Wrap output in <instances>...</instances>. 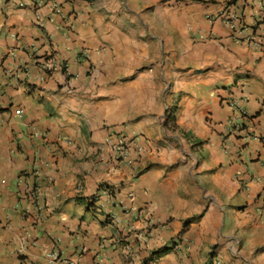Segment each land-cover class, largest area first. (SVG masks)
Returning <instances> with one entry per match:
<instances>
[{"label": "crops", "instance_id": "crops-1", "mask_svg": "<svg viewBox=\"0 0 264 264\" xmlns=\"http://www.w3.org/2000/svg\"><path fill=\"white\" fill-rule=\"evenodd\" d=\"M24 1L0 0V264H53L55 249L81 264H264V46L222 15L264 40V0H180L190 41L169 93L139 66L153 27H135L160 0ZM114 134L143 155L116 160Z\"/></svg>", "mask_w": 264, "mask_h": 264}, {"label": "rangeland", "instance_id": "rangeland-1", "mask_svg": "<svg viewBox=\"0 0 264 264\" xmlns=\"http://www.w3.org/2000/svg\"><path fill=\"white\" fill-rule=\"evenodd\" d=\"M179 1L180 0H175L169 3L168 0L158 1L157 3H155L156 6L152 11L147 12L146 16H141V22L139 21V18L137 19L138 24H136L135 26L137 31L139 32V39L142 40H145L148 37L147 32H149V26L153 27V50L148 58L139 60V66L142 65L141 69L146 68L144 66L147 65L149 61H153V65L155 66L153 67L158 70L159 74L157 78V84L159 85V87H165L168 93L172 91L175 81L178 77L177 72H179L181 69L179 66V62L182 49L187 47L190 41L188 38L179 35L178 30L175 31V28L181 23V18L178 13V8H180L178 4L180 3ZM139 5L140 7H143V5H145V2L140 0ZM166 9H169L167 13L165 11ZM159 39H163V46H160ZM162 61L169 62L170 74L167 81H162L160 77ZM178 103L179 102L174 99L171 104L165 106L163 110V119L165 118L164 120L166 122L174 121L173 118L175 112L178 110Z\"/></svg>", "mask_w": 264, "mask_h": 264}, {"label": "built area", "instance_id": "built-area-1", "mask_svg": "<svg viewBox=\"0 0 264 264\" xmlns=\"http://www.w3.org/2000/svg\"><path fill=\"white\" fill-rule=\"evenodd\" d=\"M33 5L35 8H40L43 5L50 4L53 8L54 12L61 13V9L57 4L53 2V0H25L23 4ZM223 19L228 24L231 29V35L234 39L240 40L242 37L244 41L249 44H253L256 47L264 46V40H257L254 35H243L245 31V24L243 22L242 14L236 12L235 10H228L224 12ZM219 17L221 16L218 15ZM209 21L213 22L215 20V16L208 17ZM33 50L35 48L32 46ZM33 58L36 62H38L39 67L43 72L52 73L58 70L64 71L66 67L54 60L53 58H47L45 56H38L33 53ZM228 105L238 113L242 118L247 117V112L244 107L243 98L236 96H229L226 98ZM233 123V122H232ZM231 123V127H232ZM236 129V128H235ZM107 144L111 147L114 152L115 159L118 161H128L130 160L134 154L138 157L142 156L144 153V147L139 142L136 137H129L125 134H114L108 137ZM31 197L36 199L38 197V191L32 190L30 192ZM104 194L106 196L112 197V191L110 189L105 190ZM49 257L53 264H81L79 260L74 258H68L61 254V252L57 249L52 250L49 253Z\"/></svg>", "mask_w": 264, "mask_h": 264}]
</instances>
